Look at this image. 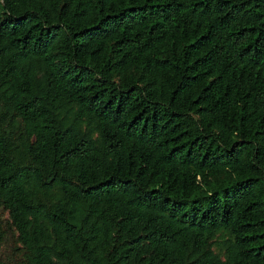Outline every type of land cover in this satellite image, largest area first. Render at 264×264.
Wrapping results in <instances>:
<instances>
[{"label": "trees", "instance_id": "trees-1", "mask_svg": "<svg viewBox=\"0 0 264 264\" xmlns=\"http://www.w3.org/2000/svg\"><path fill=\"white\" fill-rule=\"evenodd\" d=\"M0 264H264V0H0Z\"/></svg>", "mask_w": 264, "mask_h": 264}, {"label": "rangeland", "instance_id": "rangeland-1", "mask_svg": "<svg viewBox=\"0 0 264 264\" xmlns=\"http://www.w3.org/2000/svg\"><path fill=\"white\" fill-rule=\"evenodd\" d=\"M2 217H5V214H2ZM227 238L226 234L216 233L214 238L211 241V249L217 253L220 258L222 255V242Z\"/></svg>", "mask_w": 264, "mask_h": 264}]
</instances>
